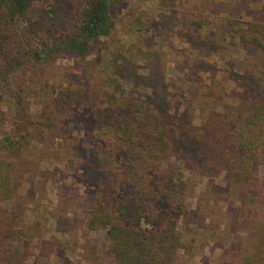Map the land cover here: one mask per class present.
Wrapping results in <instances>:
<instances>
[{
  "label": "rangeland",
  "instance_id": "1",
  "mask_svg": "<svg viewBox=\"0 0 264 264\" xmlns=\"http://www.w3.org/2000/svg\"><path fill=\"white\" fill-rule=\"evenodd\" d=\"M54 7L44 6L48 11L39 15L52 19L64 12L52 13ZM261 14L264 0H131L112 39H100L84 59H58L33 76L31 110L41 126L39 138L17 157L18 195L12 204L33 233L41 224V236L23 264H86L85 237L102 235L87 233L84 225L87 196L106 166L96 141L112 133L117 119L144 105L174 116L186 140L176 160L186 187L185 220L196 225L203 217L204 223L193 255L183 262L213 261L220 252L215 239L232 236L238 206L234 194L223 201L216 194L228 191V169L234 167L226 133L264 95V67L255 65V50L230 45L216 26ZM72 98L75 115L67 118L61 102ZM212 108L229 110L230 118L219 120ZM11 128L12 108L0 101V139Z\"/></svg>",
  "mask_w": 264,
  "mask_h": 264
},
{
  "label": "trees",
  "instance_id": "2",
  "mask_svg": "<svg viewBox=\"0 0 264 264\" xmlns=\"http://www.w3.org/2000/svg\"><path fill=\"white\" fill-rule=\"evenodd\" d=\"M130 1L0 0V101L12 108L11 131L0 139V264H23L35 237L41 236V224L33 233L12 204L18 195L17 157L39 138V117L31 110V79L58 59H84L100 39H112ZM46 5L55 6L52 13L63 8L64 12L44 19L39 12H47ZM216 27L230 45L255 50V65L264 67L262 14L248 20H220ZM261 97L227 130L226 148L234 167L228 169V191L216 194L222 201L230 194L236 196V224L227 240L215 239L220 252L205 264H264ZM76 101L62 100L67 118L74 117ZM210 111L223 122L230 118L229 110ZM43 133L41 129L42 138ZM197 134L199 137L201 132ZM100 136L96 150L106 166L87 196L84 225L87 233L102 235L85 237L82 260L86 264H185L184 257L193 255L204 219L196 225L185 220L186 187L176 160L182 159L186 140L178 132L176 118L144 105L117 119L112 133ZM204 200L209 203L208 198Z\"/></svg>",
  "mask_w": 264,
  "mask_h": 264
}]
</instances>
